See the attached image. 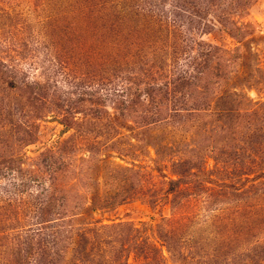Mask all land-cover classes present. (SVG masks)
Wrapping results in <instances>:
<instances>
[{
  "label": "rangeland",
  "instance_id": "obj_1",
  "mask_svg": "<svg viewBox=\"0 0 264 264\" xmlns=\"http://www.w3.org/2000/svg\"><path fill=\"white\" fill-rule=\"evenodd\" d=\"M193 1L0 0V264H264V0Z\"/></svg>",
  "mask_w": 264,
  "mask_h": 264
},
{
  "label": "trees",
  "instance_id": "obj_2",
  "mask_svg": "<svg viewBox=\"0 0 264 264\" xmlns=\"http://www.w3.org/2000/svg\"><path fill=\"white\" fill-rule=\"evenodd\" d=\"M190 5H193L194 3H195V0L193 1V2H188ZM172 16H175L174 14L172 15ZM175 18H176V16H175ZM12 79H14L15 80V77H12ZM19 84V83H18ZM38 85V83H34V85L33 86H31V85H29V89H25L24 90V86L22 85V84H19V91L21 92V93H26V95H27V92L29 91V95H28V100L33 104V102H35V103H38L39 102V100H40V97H38V96H36V91L34 90V88L36 87ZM11 86V85H10ZM12 87H15V86H12ZM33 91V92H32ZM178 181L180 182V179H178V180H171V184H174V183H178ZM171 189V188H170Z\"/></svg>",
  "mask_w": 264,
  "mask_h": 264
}]
</instances>
